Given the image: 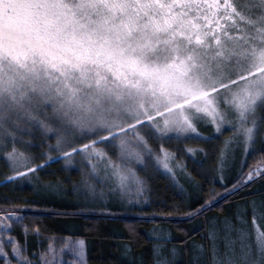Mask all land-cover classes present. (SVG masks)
Segmentation results:
<instances>
[{"label":"snow or ice","instance_id":"obj_1","mask_svg":"<svg viewBox=\"0 0 264 264\" xmlns=\"http://www.w3.org/2000/svg\"><path fill=\"white\" fill-rule=\"evenodd\" d=\"M53 162L79 179L42 181ZM0 168V264H87L83 238L58 251L29 215L54 210L8 197L18 185L71 183L111 215L148 204L160 175L174 200L163 215L193 197L189 220L243 201L204 218L192 264H264V0H0ZM157 239L154 264H176L171 237Z\"/></svg>","mask_w":264,"mask_h":264},{"label":"trees","instance_id":"obj_2","mask_svg":"<svg viewBox=\"0 0 264 264\" xmlns=\"http://www.w3.org/2000/svg\"><path fill=\"white\" fill-rule=\"evenodd\" d=\"M61 164L62 162H53L50 169L56 171ZM72 173L57 171L56 175L61 179L65 176H70L72 179L74 177ZM54 178L55 176L52 175L43 176L44 180ZM2 181L0 179V182ZM153 187L155 191L152 199L142 212H136L134 209V213L133 210L122 211L115 208L116 206H110L111 215H105L98 207L75 209L68 205L40 202L35 190L36 186L20 184L15 191L7 192V195L10 198L19 197L21 201L38 200L41 206L54 210L29 213V215L39 216L49 229L47 235H54L58 241L69 236L83 238L87 247V264H154L152 248L155 242L148 236L149 231L154 227L168 230L173 236L171 243L179 247L184 246L183 249L190 240L199 241L200 233L190 231L197 217L187 219L184 215L187 212L185 208L178 213L163 215L174 207L172 187L168 185L163 175L154 180ZM217 188V192H222ZM5 195V189L0 186V201ZM126 246L130 251H126Z\"/></svg>","mask_w":264,"mask_h":264},{"label":"rangeland","instance_id":"obj_3","mask_svg":"<svg viewBox=\"0 0 264 264\" xmlns=\"http://www.w3.org/2000/svg\"><path fill=\"white\" fill-rule=\"evenodd\" d=\"M202 131H203L204 135H208L211 132V129H207V130L202 129ZM229 135H230V133L226 130L224 135L221 136L219 141H218L219 146H221V147L223 146L222 142L227 140ZM176 144H177V142L174 141L173 144L171 146H169L170 149H174ZM185 147L204 148V147H206V145L202 141H199V140H189V141L186 142ZM180 159L188 164L189 171L194 166L193 165V160L190 159L186 153L183 154L180 157ZM201 159H202V156H200V155L196 156V160H201ZM61 166H62V164H61ZM70 171L73 172L72 174L74 175V177L72 178V181L75 182L76 180L79 179L78 173H77L75 168L69 169L67 172H70ZM0 172H4L5 175L8 174L2 168H0ZM48 172L49 173L54 172V169H48ZM56 174H57V171H56ZM43 176L44 175L42 173V181H54L55 179L59 178L56 175L55 178L52 179V180H44ZM163 177L166 179L168 185H170L172 187L171 180L167 177V175H163ZM0 179L3 180L4 176L0 175ZM197 179H199V178H197ZM177 180L179 181V183L184 184L186 188L188 187L187 184L185 183L184 177L181 174H179V173H177ZM21 185L35 186L33 183H27V182L22 183ZM252 187H253V189L259 188L260 184H255ZM217 189L223 191V189H221L220 187L217 188ZM35 190H36V193H37V186H36ZM188 190L191 192V189H188ZM37 197L39 198V201L43 202V203H53V204H58V205H63V206L68 205V206H72L75 209H78V208H96L95 206H92V205H85L83 203V201L81 200L79 194L76 191L73 190L71 183L65 184L63 189L58 191V192H41L40 195H37ZM249 199H258V197H249ZM194 201H195V197H193L192 200L186 201L185 204H184L185 210L188 211V205L189 204H193V206H195ZM232 202L243 203V201L240 200V198L238 196H235V197L231 198L227 203H222L220 205V207H223V208L227 209L229 204L232 203ZM149 203L144 205L142 208H129V207L121 208V207H117V206L115 208H117L118 210H122V211H128V210H133L134 209L136 212H138V211L142 212L144 210V208L149 205ZM220 207L213 208L211 211L206 212L204 214V216H198L197 217V220H195L193 222V224L191 225L190 231L191 232L199 231L200 234H199L198 237L200 239H199V241H194V240L191 241L190 240V242H187L186 248H184V249H183L184 246L183 247H179V246H177V244L171 243V241H173L172 234L168 230H164V228H162V227H158V226L154 227L152 230L149 231L148 236H149V238L151 240H153L155 242L154 244L163 242L162 239H157L158 237L162 238V237H165V236H170L171 240H170V242L167 243V247L168 248L175 247L176 249L179 250V254L176 257V264H180V263L182 264V262H184V264H192V260H193V245L194 244L199 245V244H203L204 243L203 237L205 235V228L201 227V224L204 221V218L206 216L207 217H211V216L223 217L224 215H226L227 212H221L220 211ZM134 210H133V213L135 212ZM154 244H153V246H154ZM56 247H57V250L59 251V249L62 248L63 245L60 243V241L57 240ZM185 249H187V250H185ZM126 256L129 257V255H126ZM64 259H73V257L69 256L68 254H65Z\"/></svg>","mask_w":264,"mask_h":264}]
</instances>
